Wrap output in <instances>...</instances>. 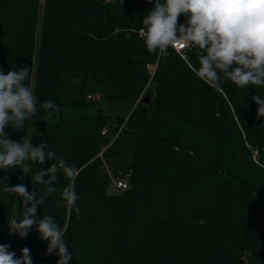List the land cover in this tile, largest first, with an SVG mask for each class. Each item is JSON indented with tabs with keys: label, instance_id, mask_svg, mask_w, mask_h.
Listing matches in <instances>:
<instances>
[{
	"label": "trees",
	"instance_id": "trees-1",
	"mask_svg": "<svg viewBox=\"0 0 264 264\" xmlns=\"http://www.w3.org/2000/svg\"><path fill=\"white\" fill-rule=\"evenodd\" d=\"M152 6L0 0V69L29 68L25 83L33 84L41 105L58 106L40 107L30 120L45 126L31 143L47 142L77 173L80 218L57 207L59 192L37 215H51L65 229L70 264H264V117L256 123L252 99L264 98V87L230 81L211 87L194 73V50L185 60L171 48L166 59L149 54L138 32ZM154 63L150 78L146 65ZM87 80L103 102L131 106L129 115L92 111ZM145 94L148 104L141 102ZM6 133L18 141L26 136L25 128ZM50 163H33L23 179L18 167L0 170V244L17 258L28 247L33 264H57L59 256L47 254L48 242L35 228L26 238L10 234L8 222L21 217L22 200L2 188L23 184L39 194L43 186L30 176ZM58 177L54 186L62 189L69 180L62 172ZM113 179L128 188L116 190Z\"/></svg>",
	"mask_w": 264,
	"mask_h": 264
},
{
	"label": "clouds",
	"instance_id": "clouds-1",
	"mask_svg": "<svg viewBox=\"0 0 264 264\" xmlns=\"http://www.w3.org/2000/svg\"><path fill=\"white\" fill-rule=\"evenodd\" d=\"M152 8L142 21L139 34L149 54L167 58L169 49L194 50L199 68L195 75L206 84L220 89L223 81H230L239 88L264 87V0H148ZM185 16L186 22L179 23ZM140 60L144 57H134ZM30 79L29 68L0 69V170L20 168L24 176L32 172V164H45L46 168L34 172L31 183L42 185L39 194L29 192L23 184L3 185L4 193L17 194L22 200L23 213L19 219L9 220L10 234L21 238L35 228L40 239L47 241V254L58 255L57 264H70L65 229L51 215H37L47 197L59 192L57 207L74 209L79 219V195L75 191L76 169L55 152L48 150L47 142L33 146L31 137L21 140L8 137L6 129L25 128V121L38 119L39 108L57 111L52 101L41 105L33 89L25 83ZM252 99L258 105L257 118L264 117V98L256 94ZM31 162V163H29ZM63 173L69 182L57 189L58 174ZM0 264H33L30 249L24 247L16 257L9 245L0 244Z\"/></svg>",
	"mask_w": 264,
	"mask_h": 264
},
{
	"label": "rangeland",
	"instance_id": "rangeland-1",
	"mask_svg": "<svg viewBox=\"0 0 264 264\" xmlns=\"http://www.w3.org/2000/svg\"><path fill=\"white\" fill-rule=\"evenodd\" d=\"M104 1H109V0H104ZM111 1H115V0H111ZM41 15L39 14V21H40ZM37 42L35 44V50L37 49ZM187 56V54H186ZM186 56H180L179 54H177V57L181 58L182 60L186 59ZM157 67V63L154 64H147L146 68L149 71L150 74V78L153 77L155 70ZM92 86V82L90 80H87L84 84L85 87V102H89V103H93V108L92 111H94V109L96 107H98L102 112L112 115L115 114L117 116H121V117H126L127 115H129V113L132 110L131 106L128 105H120V106H114L113 104H108L103 102L101 99H99V96L96 93H91L89 91V87ZM33 89V84H31L30 86ZM88 96H90V98H88ZM64 114H65V110H64ZM50 121V119H46V124H48V122ZM27 123H29V125L25 126V132H26V136L27 137H31L33 135V133L39 132L41 130H44L45 126H41L38 124H30V121H27ZM110 176V174H109ZM114 180V179H113ZM112 180V181H113ZM127 182V181H126ZM129 186V184H128Z\"/></svg>",
	"mask_w": 264,
	"mask_h": 264
},
{
	"label": "built area",
	"instance_id": "built-area-1",
	"mask_svg": "<svg viewBox=\"0 0 264 264\" xmlns=\"http://www.w3.org/2000/svg\"><path fill=\"white\" fill-rule=\"evenodd\" d=\"M139 33V32H138ZM140 36V34H139ZM177 54H179L180 56H183L185 57L186 54L191 51V50H188V49H180V50H174ZM88 98H90V96H88ZM106 130L104 129L102 132H101V135H105L106 134ZM252 154H253V158L255 159L256 156H257V151L256 150H253L252 151ZM113 183V186L115 187L116 190H119V191H123V190H126L128 188V183L126 182V180L124 179H114L112 181Z\"/></svg>",
	"mask_w": 264,
	"mask_h": 264
},
{
	"label": "water",
	"instance_id": "water-1",
	"mask_svg": "<svg viewBox=\"0 0 264 264\" xmlns=\"http://www.w3.org/2000/svg\"><path fill=\"white\" fill-rule=\"evenodd\" d=\"M141 102L144 103V104H148V103H149V98H148V95H147V94H145V95L143 96ZM262 122H263V118H262V117L257 118V122H256L257 124H260V123H262Z\"/></svg>",
	"mask_w": 264,
	"mask_h": 264
}]
</instances>
